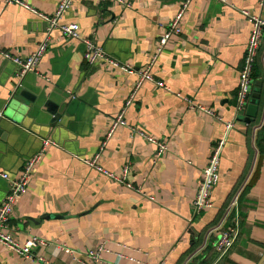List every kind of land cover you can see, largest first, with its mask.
Returning <instances> with one entry per match:
<instances>
[{
    "label": "crops",
    "instance_id": "0c3cea01",
    "mask_svg": "<svg viewBox=\"0 0 264 264\" xmlns=\"http://www.w3.org/2000/svg\"><path fill=\"white\" fill-rule=\"evenodd\" d=\"M23 1L52 15L62 0ZM128 1L131 9L113 1L75 0L63 23L80 25L82 36L94 38L108 57L140 70L151 65L167 25L185 0ZM229 2L236 10L216 0L192 1L183 33L169 40L152 67L170 91L142 86L126 115L129 126L107 140L137 76L104 63L88 65L80 42L59 31L49 37L39 17L0 0L1 50L27 58L43 41L49 42L39 76L19 79L17 67L0 56V118L16 102L24 124L11 121L4 139L0 137V206L9 192L1 174L18 176L45 141L57 144L47 147L11 222L19 241L38 237L44 244L33 251L34 259L0 244V264H39V257L51 264H95L88 255L99 246L105 249L101 264H260L264 153L259 156L256 134L264 125V107L259 124L250 127L243 124L245 116L237 114L234 103L252 34L250 21L240 11L264 19V8L260 0ZM256 73L264 85V67ZM189 104L212 109L223 120L192 110ZM53 108L61 115L58 122ZM229 123L234 128L221 156L214 207L196 214L193 203L202 172ZM140 132L162 141L167 152L159 156ZM104 142L103 168L121 173L128 165L129 180L155 202L83 163L97 155ZM242 185L239 212L226 217L225 209ZM237 216L239 240L227 255L219 256L214 243L220 229Z\"/></svg>",
    "mask_w": 264,
    "mask_h": 264
},
{
    "label": "built area",
    "instance_id": "2783aa9c",
    "mask_svg": "<svg viewBox=\"0 0 264 264\" xmlns=\"http://www.w3.org/2000/svg\"><path fill=\"white\" fill-rule=\"evenodd\" d=\"M104 1H113L126 9L132 8V4L128 0ZM192 1L193 0H185L182 3L179 13L166 27V32L159 41L157 54L153 59L151 65L149 67L139 70L129 63H121L117 60L108 57L103 48L96 43L94 38L82 36L80 25L76 23H63L65 14L73 7L75 0H62L59 3L55 13L52 15L40 13L23 0H4L5 4L7 5H16L27 11H30L31 13L39 17V19L46 24L48 28L49 37L54 31H59L65 38L80 42L84 46L85 53L83 58L88 65L96 66L99 63H104L109 67L118 69L125 74L137 76L136 85L131 94L128 96L124 108L119 113V115L115 117L111 124L109 134L107 135V140L111 139L120 127L129 126L126 120V115L129 109L134 105L137 95L141 90L142 86H144L145 84H152L165 91H170V89L166 86L164 82L159 81L157 79V77L152 72V67L155 64L154 62L160 56V54L163 53L169 40L172 37L180 36L183 33V21L185 20L187 12L190 9ZM216 1L228 8L236 10V6L230 3L229 0ZM260 6L264 8V0H260ZM240 12L245 18L250 21L252 25V34L248 46L246 48L243 66L240 73V82L237 99V114L244 110L245 106L250 100L254 85V68L259 58V52L261 50V47L263 46L264 39V19L259 15L250 14L246 10H242ZM48 50L49 42L48 40H46L43 41L37 47L34 53L27 58L16 56L10 52L1 49L0 56L7 62L14 64L18 69L17 75L19 79H24L29 74H35L39 76V67ZM189 107L192 110H197L198 112H202L207 114L208 116L214 117L219 121L223 120L221 117L217 116L212 109H209L201 104H189ZM233 128L234 123L227 124L226 136H224L223 139L219 142V144L214 147L211 158L209 159L208 164L202 172V181L199 185L197 195L193 203V208L196 214L210 210L214 207L212 197L215 188L219 185L221 180V156L227 143V135ZM132 131L135 132L136 130ZM140 134L143 138L148 141V143L156 146L159 156H162L167 152V147L162 141H159L158 139H155L152 136H148L143 132H140ZM44 143L45 145L43 150L26 161L21 173L18 176L11 177L8 173L1 174V177L5 179L9 184V192L4 202L0 206V244L5 246L9 250L17 253L18 255L24 257L25 259H34L35 256L33 251L43 245L44 242L38 237H33L32 239H29L26 242L19 241L11 232V222L16 203L20 198L24 197L28 193L35 172L38 168V165L43 159L47 147H57V144L50 140H47ZM105 147L106 142L103 143L100 152L97 155L89 159H83V163H85V165L92 168L99 174L105 176L112 182L139 193L142 197L146 198L151 202H155V197L151 195H146L141 188L136 187L129 180L130 169L128 165L122 169L121 173H113L103 168L100 163V159L101 153L105 149ZM244 189L245 185H242L239 191L233 197L230 205L225 211L226 217H228L232 213H236V215L238 214L240 209L239 199ZM240 233V222L237 216L236 219L226 229H220L219 235L214 243L215 251L220 256L227 255L237 244L240 237ZM104 250L105 249L103 246H99L93 249L88 256L95 264H101V254ZM63 251H67L69 254L73 255V252L69 249L65 248L63 249ZM38 263L51 264L46 259L41 257L38 258Z\"/></svg>",
    "mask_w": 264,
    "mask_h": 264
},
{
    "label": "water",
    "instance_id": "95a60500",
    "mask_svg": "<svg viewBox=\"0 0 264 264\" xmlns=\"http://www.w3.org/2000/svg\"><path fill=\"white\" fill-rule=\"evenodd\" d=\"M21 93V97L25 98ZM260 89H255L251 96L248 104L245 106L244 110L240 112L239 114H242L245 116V120L243 122L244 125H251L253 121H255L258 117L259 113V102H260ZM234 107L237 109L238 108V103H234ZM53 114H54V122H58L59 119L61 118L60 113H55L56 109L53 108L51 109ZM20 111L18 107L16 106V102L11 106V110L4 114L3 118H0V137H3V131L7 128V126L10 124V122H15V123H20L24 126L23 124V115L22 112L20 111V115L17 114V112ZM4 139V137H3ZM260 264H264V259L260 262Z\"/></svg>",
    "mask_w": 264,
    "mask_h": 264
},
{
    "label": "trees",
    "instance_id": "16d2710c",
    "mask_svg": "<svg viewBox=\"0 0 264 264\" xmlns=\"http://www.w3.org/2000/svg\"><path fill=\"white\" fill-rule=\"evenodd\" d=\"M264 39H263V46L261 47V50L259 52V58H258V62H257V66H255L254 68V75H253V80H254V83H255V86H253V89H252V92L255 90V89H260V95H261V98H260V102H259V109H260V113L257 117V119L255 121L252 122V124L250 125V127H254L256 125L259 124V121H260V118L262 116V111H263V107H264V85H263V82L261 83L259 80H258V75L256 73L257 71V68L258 69H261V67H264ZM258 80V81H257ZM260 82V83H259ZM257 84V85H256ZM256 146H257V149L259 151V156H263V153H264V125L258 130L257 134H256ZM242 182V181H241ZM247 190L244 192V195L246 194ZM244 198V197H243ZM242 198V199H243ZM242 201V200H241ZM228 207V206H227ZM226 207V209H227ZM225 209V211H226ZM216 226V225H215ZM219 255V254H218ZM220 256V255H219Z\"/></svg>",
    "mask_w": 264,
    "mask_h": 264
}]
</instances>
